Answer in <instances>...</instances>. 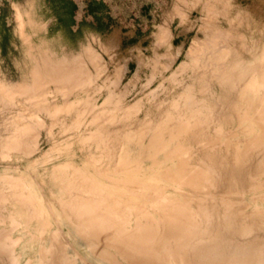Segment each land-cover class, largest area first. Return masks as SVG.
<instances>
[{
    "label": "bare ground",
    "instance_id": "1",
    "mask_svg": "<svg viewBox=\"0 0 264 264\" xmlns=\"http://www.w3.org/2000/svg\"><path fill=\"white\" fill-rule=\"evenodd\" d=\"M204 31L134 103L90 48L0 78V264H264V38Z\"/></svg>",
    "mask_w": 264,
    "mask_h": 264
},
{
    "label": "rangeland",
    "instance_id": "2",
    "mask_svg": "<svg viewBox=\"0 0 264 264\" xmlns=\"http://www.w3.org/2000/svg\"><path fill=\"white\" fill-rule=\"evenodd\" d=\"M17 13L24 17L29 44ZM209 20L232 33L236 45L241 39L249 45L264 38V0H0V78L20 83L29 76L34 58L42 55L86 57L95 73L85 54L90 48L101 65L97 83L106 82L125 102L134 103L161 81L159 75L150 78L153 60L169 66L163 72L168 76L193 45L204 41ZM164 27L171 34L169 46L158 41ZM10 115L0 103V137L7 135ZM3 167L0 163V171Z\"/></svg>",
    "mask_w": 264,
    "mask_h": 264
}]
</instances>
